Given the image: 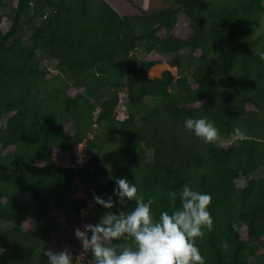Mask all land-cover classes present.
<instances>
[{
    "label": "trees",
    "instance_id": "trees-1",
    "mask_svg": "<svg viewBox=\"0 0 264 264\" xmlns=\"http://www.w3.org/2000/svg\"><path fill=\"white\" fill-rule=\"evenodd\" d=\"M170 1L0 0V264H47L45 250L65 248L90 264L64 236L86 208L87 224L134 209L94 202L118 200L117 178L155 197L154 218L180 208L186 184L210 194L205 264H264L263 0ZM163 61L175 80L148 76ZM189 117L220 140L200 141Z\"/></svg>",
    "mask_w": 264,
    "mask_h": 264
},
{
    "label": "clouds",
    "instance_id": "clouds-1",
    "mask_svg": "<svg viewBox=\"0 0 264 264\" xmlns=\"http://www.w3.org/2000/svg\"><path fill=\"white\" fill-rule=\"evenodd\" d=\"M264 59V52L260 53ZM184 128L205 144H215L220 140L219 130L206 117L186 118ZM239 140L247 138L240 128L234 129ZM137 187L126 178H117L113 201L93 194V200L104 209H111L116 203L124 206L127 201H135V207L127 214L124 211H105L99 222L88 223L74 229V235L81 244V255L90 253V264H205L196 245L197 238H203L204 229H213V218L208 211L212 197L210 194L193 190L184 185L179 193L180 208L169 213L161 211L154 218L152 205L155 197L145 202L137 195ZM175 204L176 193L172 194ZM91 233L89 236L88 234ZM115 241H123L115 244ZM5 250L0 248V253ZM47 264H73L71 252L45 250Z\"/></svg>",
    "mask_w": 264,
    "mask_h": 264
},
{
    "label": "rangeland",
    "instance_id": "rangeland-1",
    "mask_svg": "<svg viewBox=\"0 0 264 264\" xmlns=\"http://www.w3.org/2000/svg\"><path fill=\"white\" fill-rule=\"evenodd\" d=\"M135 1L137 2L138 5H140L141 7L145 8V9H153V8H157V7H162V6H165V5H168V4L171 3L170 0H135ZM263 3H264V0H263ZM180 21H181V23H187L188 20L186 18L180 17ZM5 27H6V24L4 25V28ZM262 28H264V17H263V21H262V25H261V28L260 29L262 30ZM142 56L143 55L140 54V58ZM54 65H55V62L54 61H48L47 62V66L50 69H53L54 68ZM165 69L170 70V73H171V76H172V79L173 80H175L178 77L176 68L175 67L170 68L168 66V64H167L166 61H163L161 64H158V65L153 66L149 70L148 76L149 77H157V76H160V73L163 70H165ZM119 109H121V108H119ZM234 141H235V137H230L226 141H223L221 143V145L228 146V145L232 144ZM58 160H59V158H58ZM60 160H62V159H60ZM244 183H245V180L244 179L237 180V184L238 185H244ZM79 194H81V196L83 197V191L81 189H80ZM88 212H89V209L88 208H86V209H84V210H82L80 212V215H79L80 226H79V228L81 230H83V226L85 224H87L86 217L88 216ZM65 237H73V238H76L75 235H74V230H73V232H71V231L67 232L66 235L64 236V238ZM78 243H79V246H81V244H80L79 241H78ZM73 264H76V263L73 262Z\"/></svg>",
    "mask_w": 264,
    "mask_h": 264
},
{
    "label": "crops",
    "instance_id": "crops-1",
    "mask_svg": "<svg viewBox=\"0 0 264 264\" xmlns=\"http://www.w3.org/2000/svg\"><path fill=\"white\" fill-rule=\"evenodd\" d=\"M158 65V64H157ZM161 74V73H160Z\"/></svg>",
    "mask_w": 264,
    "mask_h": 264
}]
</instances>
